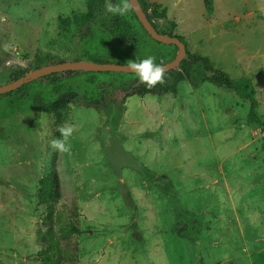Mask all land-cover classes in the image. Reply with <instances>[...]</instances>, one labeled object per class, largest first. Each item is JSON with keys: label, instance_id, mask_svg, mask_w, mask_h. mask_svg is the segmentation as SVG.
Masks as SVG:
<instances>
[{"label": "rangeland", "instance_id": "374dc122", "mask_svg": "<svg viewBox=\"0 0 264 264\" xmlns=\"http://www.w3.org/2000/svg\"><path fill=\"white\" fill-rule=\"evenodd\" d=\"M147 2L165 10L153 22L175 25L187 53L232 80L251 78L264 121V0H210L211 14L204 0ZM87 4L0 0V86L45 56L119 64L156 55L150 41L122 50L94 23L84 33ZM133 85L125 73H57L0 95V264H42L37 195L52 171L56 238L69 223L80 231L63 264H264V143L249 104L208 81L142 97L130 95ZM65 123L75 127L70 154L50 146Z\"/></svg>", "mask_w": 264, "mask_h": 264}, {"label": "trees", "instance_id": "16d2710c", "mask_svg": "<svg viewBox=\"0 0 264 264\" xmlns=\"http://www.w3.org/2000/svg\"><path fill=\"white\" fill-rule=\"evenodd\" d=\"M138 1L143 12L158 33L177 37L185 45V42L181 37L172 33L175 25L171 27L169 32H166L159 29L153 22L154 18L164 19L166 16L165 10L162 9L160 5L153 3L149 5L147 0ZM87 5V13L82 14L79 18L80 26L84 28V33L92 30L91 25L94 23L98 25V28L103 33L112 38L122 50L136 51L143 47L147 41H150L151 44L157 48L156 55L154 56L156 58V63L164 64L174 58L177 48L172 45L158 43L149 38L138 23L132 11L130 12L138 23L140 31L132 25L125 15L118 16L107 13L105 11V0H88ZM204 5L207 14H211L213 6L210 0H204ZM61 22L63 25H67L66 20L61 19ZM141 59L144 58L138 60ZM37 60L42 61L43 64L51 65V61L46 56L43 57V59ZM87 60L96 63H106L93 56H88ZM126 63L127 62H119V64ZM198 64L202 65L203 69L210 72L211 75L208 77L200 76L197 71ZM72 73L73 72H65L64 74ZM25 74L26 72L16 67L12 76L14 80H17ZM131 75L134 76V85L131 88L130 95H136L139 97L173 93L178 84L182 82H186L191 88L197 89L204 81H208L218 88H224L234 92L238 97L244 99L249 104V110L246 117L247 121L260 127V133L263 136L264 143V121H260L257 117L256 109L258 102L255 98V89L251 78L241 77L237 80H232L220 70L214 69L209 62L208 57L189 54L187 52L186 58L181 61L179 67L165 72V82L163 84H157L154 88H148L145 84H142L134 74ZM122 192L126 203L129 206L133 205L130 193L127 190H122ZM60 198L61 186L59 177L55 171H52L40 181V188L37 195V204L43 209L42 218L40 220L41 222L36 230L37 241L40 245L38 257L42 264H63V262L67 260L66 255L70 249L66 240L70 238L71 235H78L80 233L79 229L73 223H69L64 228L65 232L60 235V238H56L54 227L58 224L59 213L55 211V204Z\"/></svg>", "mask_w": 264, "mask_h": 264}, {"label": "water", "instance_id": "95a60500", "mask_svg": "<svg viewBox=\"0 0 264 264\" xmlns=\"http://www.w3.org/2000/svg\"><path fill=\"white\" fill-rule=\"evenodd\" d=\"M133 5H134V9L131 11L135 15L142 29L153 41H156L164 45H172L177 48V52L174 58L163 64L166 68L165 72L178 68L181 61L186 58V47L184 43L177 37H171L168 35H163L158 33L156 29L152 26L151 22L148 20L146 14L143 12L139 1L133 0ZM125 66L126 64L96 63L91 61L61 62L57 64L45 65L25 74L23 77L11 83L0 86V95L17 90L24 84H27L34 80L57 73L79 71V72H93V73L114 72V73L132 74V73H128L127 70L124 69Z\"/></svg>", "mask_w": 264, "mask_h": 264}, {"label": "clouds", "instance_id": "9594fccd", "mask_svg": "<svg viewBox=\"0 0 264 264\" xmlns=\"http://www.w3.org/2000/svg\"><path fill=\"white\" fill-rule=\"evenodd\" d=\"M133 9V0H120L119 3H115L114 0H105V11L112 15L124 16ZM124 69L134 74L142 84L150 89L165 82L166 68L163 64L156 63L154 56L141 60H129ZM74 131L75 127L72 124L65 123L60 126L58 128L59 138L51 140V148L59 153L70 154L72 146L69 141Z\"/></svg>", "mask_w": 264, "mask_h": 264}, {"label": "crops", "instance_id": "0c3cea01", "mask_svg": "<svg viewBox=\"0 0 264 264\" xmlns=\"http://www.w3.org/2000/svg\"><path fill=\"white\" fill-rule=\"evenodd\" d=\"M151 2V1H150ZM153 3V2H152ZM153 4H156V3H153ZM162 8V7H161ZM163 9V8H162Z\"/></svg>", "mask_w": 264, "mask_h": 264}]
</instances>
